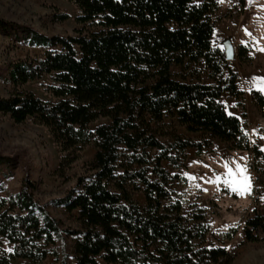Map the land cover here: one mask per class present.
I'll return each instance as SVG.
<instances>
[{
	"label": "trees",
	"instance_id": "1",
	"mask_svg": "<svg viewBox=\"0 0 264 264\" xmlns=\"http://www.w3.org/2000/svg\"><path fill=\"white\" fill-rule=\"evenodd\" d=\"M69 1L79 10L75 21L95 31L48 36L0 19V33L14 43L42 48L39 56L8 63L7 81L16 88L52 74L54 84L46 90L56 99L50 102L32 92H16L0 97V113L17 123L30 118L47 128L65 153L66 165L78 158L81 146L95 145L91 174L79 176L63 196L47 202L78 211L80 228L63 227L34 197L33 182L24 178L14 194L0 198V236L12 246L10 253L0 255V264L13 259L42 264L49 254L57 259L56 251L47 247L64 236H74L72 264L230 262L224 247L205 245L209 227L204 210L196 208L186 215L182 202L172 198L168 183L185 178L161 165L166 160L177 168L185 148L200 152L210 142L173 133L171 147L177 151L173 155L152 126L174 118L190 132L201 131L225 142L230 150H246L253 159L264 161V152L251 143L240 119L220 101L227 91L240 105L244 91L238 89L224 51L211 45L217 1ZM243 1L238 0L241 6ZM52 17L63 21L69 14L55 12ZM236 55L242 62L250 61L243 45ZM200 61L213 84L173 77L172 66ZM250 93L264 117L263 94ZM103 117L110 122L92 131L89 125ZM7 162L0 157V165ZM136 184L142 185L145 208L128 189H138ZM263 228L264 216L255 213L245 221L244 235L255 241V231ZM66 259L64 251L60 264H67Z\"/></svg>",
	"mask_w": 264,
	"mask_h": 264
},
{
	"label": "rangeland",
	"instance_id": "2",
	"mask_svg": "<svg viewBox=\"0 0 264 264\" xmlns=\"http://www.w3.org/2000/svg\"><path fill=\"white\" fill-rule=\"evenodd\" d=\"M200 1L193 0L195 3ZM254 3H256L255 0H252L251 4L247 0V9L244 13V5L241 6L238 0L217 2V8L212 13L214 34H212L211 45L213 48L224 51L223 42L227 37L234 39L233 42L236 41L237 35L240 38L247 37L246 23H242V28L239 27L240 15L243 13L245 17L243 22H245L253 11ZM62 11L67 12L69 18L55 21L52 15ZM78 14V8L69 0H0V19L31 27L48 36H73L78 31L82 33L95 31V28L78 24L75 21ZM261 27L264 28L263 23ZM262 32L264 33V29ZM237 47L236 51L234 49V58L226 60L227 66L235 58L242 62L236 55ZM251 47L255 61H257L251 77H258L257 66L258 64L264 66V60L258 63L257 56L261 48L253 44ZM41 54V47L14 43L10 37L0 33V97H8L16 92H32L43 100L56 101L46 90L48 85L54 84L52 74L44 75L38 80L29 81L16 88L6 79L5 69L8 63L26 56L34 57ZM171 71L173 77L179 81L213 84L202 61L185 67L172 66ZM220 101L229 114L240 119L242 129L248 134L251 143L260 150L264 148V139H262L264 137V117L251 97V93L249 91L244 93L240 105L238 100L230 97L227 91L222 93ZM109 122L110 119L107 117L99 118L92 122L89 128L94 131L96 126ZM152 126L158 139L167 145L173 155H177V151L171 147L173 133L197 141L206 139L210 142L209 146L200 152H197L195 148H185L180 158V166L177 168L166 160H162L161 165L168 172L177 173L185 178V180L177 179L168 183L172 198L182 202L183 213L190 214L196 208L204 210L209 227L205 245L230 248L226 250L231 256L230 262L218 264H264V228L255 231L258 238L255 241H248L243 231L245 221L255 213L264 216V199H261L264 197V161L253 159L252 154L246 150H230L225 142L201 131L190 132L174 118L166 117L162 122L152 123ZM147 151L153 156L158 154L156 149H147ZM95 152L96 148L92 142L81 146L77 151L78 158L66 165L63 161L65 153L59 150L47 128L34 123L30 118L17 123L8 115L0 113V157L9 159V162L0 165V185L2 187L0 198H7L14 194L19 189L22 180L28 178L34 184V197L40 203L46 204L47 211L59 219L63 227L79 229L78 211L68 212L63 207L52 206L47 202L63 196L74 186L79 176L91 174L90 163ZM120 164L119 162L118 165ZM225 164L233 169L237 165L247 169V174L252 178L250 194L237 195L223 184ZM185 173L191 174L194 179H188ZM218 176L221 178L218 183L207 182L216 181ZM149 178L154 180L155 176L149 172ZM136 186L138 189L132 186H128V189L134 200L145 208V197L140 190L142 185L136 184ZM233 225H238V227H232ZM73 241L74 236H64L63 241L58 240L54 245L48 246V249L56 251L57 259L49 254L42 264H60L64 251L67 254V264H72ZM11 251V244L0 236V255ZM9 264H28V262L13 259Z\"/></svg>",
	"mask_w": 264,
	"mask_h": 264
},
{
	"label": "crops",
	"instance_id": "3",
	"mask_svg": "<svg viewBox=\"0 0 264 264\" xmlns=\"http://www.w3.org/2000/svg\"><path fill=\"white\" fill-rule=\"evenodd\" d=\"M255 2L256 3L253 4L254 6L253 11L251 15L248 17V19L245 22H243L245 17L243 16L242 13V15H240V20H239L240 23L239 27L242 28L243 26L242 23H246V26L248 27L247 32L250 33L251 35L246 34L247 37L245 38H240L239 35H237L236 41L234 42H233L234 39H232L231 37H227L225 39L232 42L234 49L236 48V46L239 45H243L248 48V56L250 58L249 62H240L237 58H235L231 62V64H229L231 70L236 73V85L238 89H241L242 91H244V93H246V91H249L250 93L252 90H255L251 85V79H252L251 75L254 70V64H256L257 61H255L256 58L253 55V49L251 46L253 44L254 46L264 48V33L262 32V29L264 28L261 27L262 23L264 24V0H255ZM243 5H244L243 9L245 13V9H247V0H244ZM257 60L258 63L263 62L264 51L258 53ZM257 68H258L256 70L257 76L264 77V66L258 64Z\"/></svg>",
	"mask_w": 264,
	"mask_h": 264
},
{
	"label": "snow or ice",
	"instance_id": "4",
	"mask_svg": "<svg viewBox=\"0 0 264 264\" xmlns=\"http://www.w3.org/2000/svg\"><path fill=\"white\" fill-rule=\"evenodd\" d=\"M217 2L222 3L223 0H217ZM251 2L252 0H249V4H251ZM245 32L246 34L251 35L247 32V29H245ZM260 50L264 51V48H261ZM251 85L257 92L264 94V77H252ZM262 139H264V137H262ZM261 151H264V148H262ZM205 167H207V165H205ZM184 175L188 179H194V177L189 173H185ZM220 179L221 178L218 176L216 178V181L207 182L218 183ZM223 184L237 195H247L250 194L252 191V178L250 175L247 174V169L242 168L240 165H237L236 168L233 169L228 164H225V175L223 179ZM203 190L206 191V189ZM261 199H264V197H262ZM232 227H238V225H233ZM226 250H230V248Z\"/></svg>",
	"mask_w": 264,
	"mask_h": 264
},
{
	"label": "water",
	"instance_id": "5",
	"mask_svg": "<svg viewBox=\"0 0 264 264\" xmlns=\"http://www.w3.org/2000/svg\"><path fill=\"white\" fill-rule=\"evenodd\" d=\"M224 44V56L226 60H232L234 58V47L229 40H225Z\"/></svg>",
	"mask_w": 264,
	"mask_h": 264
}]
</instances>
